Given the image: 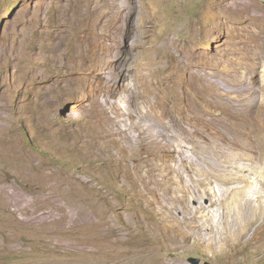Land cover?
Masks as SVG:
<instances>
[{
	"label": "rangeland",
	"instance_id": "1",
	"mask_svg": "<svg viewBox=\"0 0 264 264\" xmlns=\"http://www.w3.org/2000/svg\"><path fill=\"white\" fill-rule=\"evenodd\" d=\"M9 14L0 31V264H120L143 244L134 233L137 216L163 227L153 191L142 183L135 188L124 173L123 162L135 164L122 158L127 150L119 131L138 134L128 113L166 116L174 126L170 151L160 154L148 134L141 146L148 155L141 179L159 194L158 180L173 182L186 168L196 186L215 158L193 143L203 116L245 158L204 182L228 201L264 199L262 0H0V19ZM202 70L214 76L193 94L187 84ZM210 81L238 89L233 105L211 102ZM127 90L140 107L127 101ZM182 120L188 123L179 127ZM149 200L157 203L152 213ZM259 202L237 208L260 212ZM220 206L203 219L211 231L174 251L180 262L264 264L258 237L227 244L223 236L239 238V226L229 224L231 215ZM162 253L166 258L172 250Z\"/></svg>",
	"mask_w": 264,
	"mask_h": 264
},
{
	"label": "bare ground",
	"instance_id": "2",
	"mask_svg": "<svg viewBox=\"0 0 264 264\" xmlns=\"http://www.w3.org/2000/svg\"><path fill=\"white\" fill-rule=\"evenodd\" d=\"M186 69H185V71H186ZM189 70H190V68H189ZM190 71H192V70H190ZM196 71H198V70H196ZM206 71L207 70H204V71L202 70V72L200 71L199 73H196L195 71L192 72V75H194V76H191L192 81H189V83L187 84V88L190 91L192 90L193 94H194V92H196L198 94V89L201 87V84H203V83L205 84V82H202V80L205 78L209 79L210 78L209 76H211V74L213 73V72L209 73L210 71L209 72H206ZM215 74H216V72H215ZM217 80H218V78H217ZM210 82H209V85L211 86V88L213 86L215 89V98L213 97L214 99H212L211 102H213V103L217 102L218 105L220 104V106L222 105V106H228L229 107L230 105H233L231 103V100L235 99L238 96V94H237L238 89H232V88L230 89L229 87L228 88L222 87V83H221V85L218 84V85L214 86V84L212 82L211 83ZM213 82H215V81H213ZM209 85L207 86V88L210 90ZM201 91H202V89H201ZM201 91H199V92H201ZM204 92H206V91H204ZM131 93H128V90H127V101H132L135 103V105L137 107H140L141 103H139V100H137L135 95H132ZM190 93H192V92H190ZM203 95H204V93H203ZM190 99H192V98H190ZM207 99H208V97H207ZM132 102H130V103L128 102V104H131ZM234 105H235V103H234ZM132 108H133V105H132ZM187 108H189V107H187ZM232 108H234V107H232ZM141 109L143 110L142 106H141ZM141 109H140V111H141ZM195 109H196V107H195ZM140 111H139V113H140ZM143 111H142V113L137 115V117H134L133 115H131V113L130 114L128 113V115L130 116V119L133 120L132 124L135 127L133 129L138 130L137 135L130 134V133L126 134L127 131L125 132V131H122L120 129H119L120 131L118 130L119 135L116 133H114V134L119 136L118 140H120V141L117 140L118 142H122V138L120 135L123 134V136H122L123 137V143H124V148L127 150V155L122 157V158L125 160V158L128 157L130 159V161L134 162V164H135L133 167H131L127 162H123V169L125 170L124 173H125L126 177H128L130 179H132V177H133V186L135 188H137L139 183H142V185L145 189L153 191V194L155 195L157 202H159L160 210L162 213L161 219H162L163 227L162 226L158 227L157 225H154V224L148 225V224L141 221V216H139V217L137 216L134 220V224H135L134 225V227H135L134 233L140 235L139 237L143 236V239H144L143 244H140L139 245L140 248L136 249L137 254L135 257L129 258L128 260L124 261L123 263L121 262L120 264H184V263L180 262L181 260H179V257L176 255V253L174 251L180 250V248H182V247L184 248V246L187 243H189L190 241L195 242L196 240H198L203 231L209 230V229H210L209 231H211L212 227L206 226L203 222V219L206 217L210 218V216H209L210 209H211L210 207L214 206V204L221 205L222 209L224 206L228 211V215H231V221L229 222V224H231L233 226V222H234V225L236 224V226H237V224H238V226H239L238 228L235 227V230H234V231H236V228L238 229V231H236V232L238 233L239 238L231 239L229 237V234L225 233L226 235L223 237L227 241V244L231 243V244L235 245V244H239L238 241H241L240 239L248 240L251 237H258L259 239H261V242L264 245V214H263L264 209L261 210L260 212H258V210L260 209L259 208L258 210H255L253 213L252 212L249 213L247 211L246 213L242 212L243 213L242 214L237 208L238 205L241 204V206H242V204H244V203H245L244 204L245 207L243 205L244 208L247 207L246 205L252 206L253 204L250 205V203H252L253 200L257 201L259 204H262L261 202H259L261 200L264 201V199H261V195L257 194L254 197V198L257 197L256 199L251 198V196L250 197L246 196L244 199H242V197H244L245 195L241 194L242 197L240 195H238V196H240V198L242 200L238 199V197L234 198L232 196L233 197L232 201H228L227 195H226V197H223L222 193L219 192V194L217 196L216 192L213 189L214 187H212V186L210 187V186H208V184H206L204 182L205 179H208L211 176L226 174L230 170L231 167H234V168L236 167L235 166L236 161L241 163L242 162L241 159H245V158L239 159L238 157L235 156V154L233 153L231 148L229 149V147H232L231 146L232 144L227 139L225 134H224L223 138L220 136V132H222V131H219L217 129L219 127L216 128L217 125L216 126L214 125L215 124L213 122L214 120L212 121L211 119H207L206 121L205 120L202 121L203 120L202 119L203 116H202L200 119L198 118L199 121H197V122H199V124H196V126H195L196 127V132H195L196 138L195 137H194L195 139L193 138V143H195V142H196V144L197 143H203V145L205 146V147L203 146L205 154L211 155V153H212V155H214V156L216 155L215 158H213V156H212L211 157V163L207 164L206 167L201 170V174L203 175V179L196 186H192L187 181V179L185 178L184 174L189 172V169L186 167H185L186 170L184 172H179V173L177 172L179 175V179H177L173 182H170L168 179H161V180L157 181L158 188H160L162 190L161 194H159L158 191L156 192L155 190L150 188L148 182L141 179V178H143V177H141L142 176L141 169H143L144 166H146V167L148 166L145 162L146 157L148 155H146V157H144L143 151L141 150V146L143 144H145V136H146L145 134H148L151 137V139H153V141L155 142V146L158 148L159 153L161 154L164 152H168L172 149L171 148L172 140L170 141L168 138H170L169 135L174 132V131H171V128L173 129L174 126H173V124H171L170 119H169V121L165 120L166 116L165 117L164 116L163 117H159V116L157 117L156 116L157 114H156V115H152L150 118H145L146 116L143 114ZM134 113H136V112L134 111ZM232 113H233V111H232ZM196 115H197V117L199 116L198 113ZM184 119H185V117H184ZM188 119H189V117H188ZM240 119L242 120V118H240ZM185 122L188 123V121L182 120L181 123H179V127H182L183 123H185ZM239 124H243V122H240ZM226 127H227V125H226ZM226 127H224V128H226ZM235 129H236V132H239V129H237V128H235ZM229 130H230V128H229ZM169 131H171V133ZM128 132H129V130H128ZM168 132L170 134H168ZM240 133H241V131H240ZM240 133H237V134L239 135ZM239 139L241 140V138H239ZM234 141H236V140H234ZM240 143L241 144L235 143L236 144L235 146L241 147V146H244L243 144H245L244 142H243V144H242V142H240ZM223 144H225L226 146H224ZM247 146H246V148H247ZM232 149H233V147H232ZM250 149H251V147H250ZM247 152L248 151H246V153ZM235 153H237V152H235ZM240 154H243V153H240ZM240 154H238V155H240ZM250 154H251V152H250ZM244 157H245V155H244ZM251 160H252V158H251ZM245 163H246V161H245ZM245 163H243V164H245ZM239 167H240V165H239ZM239 167H238V169H241ZM228 180H229L228 178L223 179V177H222L221 182L227 183ZM243 181H244V179H243ZM260 194H262V196L264 197L263 193H260ZM202 198L203 199L206 198L205 199V200H207L206 206H203V203L200 202L201 201L200 199H202ZM190 201H193V202L197 201V203H196V205H192V204H190L191 203ZM153 202H155V201H153ZM153 202H152V200L147 201L148 209H146V211H148L149 213H152V209H153L152 203ZM258 203H256V205L260 206ZM155 204L157 205L156 202H155ZM240 208L242 210V207H240ZM254 208H255V206H254ZM211 210H213V209H211ZM245 210H247V208ZM250 211H252V210H250ZM178 213H181V215L179 214L180 215L179 216ZM187 214L189 215V217L186 216ZM245 214H246V216H245ZM114 216L112 214L108 215V224H109L108 226H109L110 232H112V227H113V224L115 221ZM178 219H179V221H178ZM177 221H178V223L180 222L183 225V227H184L183 229L179 228L180 225L178 227ZM132 226H133V224H132ZM236 232H235V234H236ZM115 233H116V231H115ZM232 233H234V232H232ZM138 235H135V236H138ZM236 240H238V241H236ZM168 248H170V250H172V253L169 255V257L162 258L161 254L162 255L164 254V253H162V251L168 250ZM108 252L111 253L110 251H108ZM117 254H120V252H117Z\"/></svg>",
	"mask_w": 264,
	"mask_h": 264
},
{
	"label": "clouds",
	"instance_id": "3",
	"mask_svg": "<svg viewBox=\"0 0 264 264\" xmlns=\"http://www.w3.org/2000/svg\"><path fill=\"white\" fill-rule=\"evenodd\" d=\"M262 1L264 2V0H262ZM9 18H11V14H9L8 16H3V17L0 19V31L2 30L5 21H6L7 19H9Z\"/></svg>",
	"mask_w": 264,
	"mask_h": 264
},
{
	"label": "water",
	"instance_id": "4",
	"mask_svg": "<svg viewBox=\"0 0 264 264\" xmlns=\"http://www.w3.org/2000/svg\"><path fill=\"white\" fill-rule=\"evenodd\" d=\"M190 261L193 263V264H199V260L197 258H190ZM202 264H212V263H209V262H203Z\"/></svg>",
	"mask_w": 264,
	"mask_h": 264
}]
</instances>
